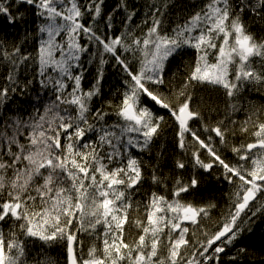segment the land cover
<instances>
[{"label": "snow or ice", "instance_id": "6c2138e0", "mask_svg": "<svg viewBox=\"0 0 264 264\" xmlns=\"http://www.w3.org/2000/svg\"><path fill=\"white\" fill-rule=\"evenodd\" d=\"M189 3L0 0V27L23 30L0 36V264H58L53 246L64 264L248 256L264 222V104L249 99L264 97V0ZM109 64L122 87L97 105ZM205 88L222 109L201 110ZM169 121L179 154L165 174L151 157ZM198 170L229 185L222 207L188 198Z\"/></svg>", "mask_w": 264, "mask_h": 264}, {"label": "trees", "instance_id": "16d2710c", "mask_svg": "<svg viewBox=\"0 0 264 264\" xmlns=\"http://www.w3.org/2000/svg\"><path fill=\"white\" fill-rule=\"evenodd\" d=\"M117 2L118 0H106V11H111V9L115 7ZM180 2L191 7L189 0H180ZM130 3L135 4L136 0H130ZM22 10L27 9L25 7V9ZM23 27H26V25ZM252 30L257 35H264V24L255 23L252 26ZM22 35L23 30L22 26L20 25H18L15 29L0 27V36H3L9 41L19 40ZM193 59V52H189L183 57H177L172 61L168 70V74L171 75L173 72H176L178 73V75H183L185 71V62L191 63ZM94 76L95 67H90L88 69V84L93 82ZM120 87H122V84L119 69H114L111 64L105 66L102 96L99 98V100L96 101V104L99 105L105 100L114 99L113 94H115L117 92V89ZM194 98L199 103L201 110L205 113H207L209 106L216 107L217 109H222L224 107L225 101L223 94L210 88L197 89ZM249 99L253 100L257 105L264 104V97L260 96L258 93H251L249 95ZM215 118V115H213L212 119ZM239 118H242V114H240ZM173 136L174 133L171 126V121H169V125L165 126L164 134L156 142L151 157V159L155 161L157 153H160L162 155V166L165 174L172 172V161L179 154L175 147ZM238 142L239 141H237V143ZM190 172L191 169L186 171L184 175L187 176ZM218 174L219 170H217L216 172V175ZM197 175L201 179L200 187L188 198L197 203H204L208 200H214L218 205L222 207L226 202L225 193L229 190V185L223 182V180L218 181L214 175L204 173L203 170H198ZM240 246L248 250V256H246L241 261V264H264V222H258L254 226V231L248 234L242 240ZM46 251L50 256L54 257L57 260L58 264H64V253L61 247L53 246L46 249Z\"/></svg>", "mask_w": 264, "mask_h": 264}]
</instances>
